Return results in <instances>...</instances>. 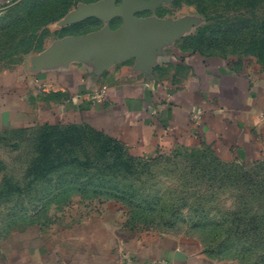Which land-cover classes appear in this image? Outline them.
Segmentation results:
<instances>
[{
    "label": "crops",
    "instance_id": "1",
    "mask_svg": "<svg viewBox=\"0 0 264 264\" xmlns=\"http://www.w3.org/2000/svg\"><path fill=\"white\" fill-rule=\"evenodd\" d=\"M74 1L45 26L41 48L0 69V127L75 122L137 158L201 149L227 162L264 161V63L197 50L193 25L154 9L135 14L155 22L139 45L116 41L101 33L122 26L120 0ZM102 208L25 225L0 249V264H240L205 248L196 231L149 232Z\"/></svg>",
    "mask_w": 264,
    "mask_h": 264
},
{
    "label": "rangeland",
    "instance_id": "2",
    "mask_svg": "<svg viewBox=\"0 0 264 264\" xmlns=\"http://www.w3.org/2000/svg\"><path fill=\"white\" fill-rule=\"evenodd\" d=\"M30 10L0 7V69L43 45L46 25ZM153 14L193 25L205 51L264 63V0H162ZM35 118L0 127V249L27 224L108 205L133 227L189 229L219 256L264 264V161L227 162L201 149L133 159L85 125Z\"/></svg>",
    "mask_w": 264,
    "mask_h": 264
},
{
    "label": "water",
    "instance_id": "3",
    "mask_svg": "<svg viewBox=\"0 0 264 264\" xmlns=\"http://www.w3.org/2000/svg\"><path fill=\"white\" fill-rule=\"evenodd\" d=\"M116 0H108L113 3ZM121 5L118 9L119 15L123 17V24L117 31H104L101 36L109 35L116 41L132 39L139 45L143 37L155 25L153 20H144L136 17V13L146 9H154L162 0H120Z\"/></svg>",
    "mask_w": 264,
    "mask_h": 264
},
{
    "label": "trees",
    "instance_id": "4",
    "mask_svg": "<svg viewBox=\"0 0 264 264\" xmlns=\"http://www.w3.org/2000/svg\"><path fill=\"white\" fill-rule=\"evenodd\" d=\"M74 4H75L74 0H23L21 2L15 3V4L6 5L5 7H2V9H9V10L11 9L12 10V9H16V8L17 9L22 8L23 6H28L32 9V10H30V12L35 13L34 17H36V23L39 25H46L47 26L51 22L59 19L62 15H64L68 11V9L71 6H73ZM194 36H195V33L192 36H190V42H189L190 45H193L197 50L205 51L199 45V43L197 42V40L195 39ZM39 48H41V46L38 47L37 49H39ZM46 124H50V123H46ZM94 131H96V130H94ZM96 132L102 133L99 131H96ZM112 139H114V138H112ZM114 140L116 143L123 145L117 139H114ZM128 155L130 158L138 159L137 157L132 156L130 153ZM158 158H161V157H158ZM158 158H155V159H158Z\"/></svg>",
    "mask_w": 264,
    "mask_h": 264
}]
</instances>
